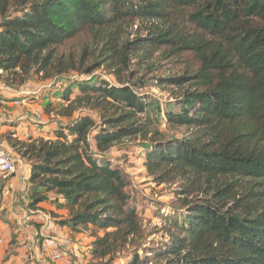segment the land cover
Returning <instances> with one entry per match:
<instances>
[{
  "label": "trees",
  "instance_id": "16d2710c",
  "mask_svg": "<svg viewBox=\"0 0 264 264\" xmlns=\"http://www.w3.org/2000/svg\"><path fill=\"white\" fill-rule=\"evenodd\" d=\"M87 29L102 59L83 76L108 61L133 73L144 59L185 51L200 66L152 84L71 81L57 110L69 120L52 136L8 137L30 166L28 207L41 209L53 194L69 213H53L57 224L73 236L89 233L91 255L103 264H264V0H0V82L65 80L86 56L61 47ZM147 86L181 92L162 106L141 92ZM163 124L189 131L166 137ZM125 140L146 149L156 182L179 185V204L161 218L164 242L148 241L156 232L107 156Z\"/></svg>",
  "mask_w": 264,
  "mask_h": 264
},
{
  "label": "rangeland",
  "instance_id": "374dc122",
  "mask_svg": "<svg viewBox=\"0 0 264 264\" xmlns=\"http://www.w3.org/2000/svg\"><path fill=\"white\" fill-rule=\"evenodd\" d=\"M189 32H194V27H186ZM127 27L122 29L123 38L127 37ZM197 32V31H196ZM122 38V39H123ZM61 51L65 53L73 52L74 56L78 59L86 56V61L81 70L77 69L66 74L65 80L56 82L55 80H43L41 76H34L24 86H7L5 83L0 82V146L9 150L16 158L17 168L24 171L26 168L25 161L9 146L8 137H18L19 139L26 138L22 123H26L28 134L33 136H52L55 130L60 127L61 123H66L69 118L61 117L57 115L58 107L64 104L61 98V93L64 88L72 81L87 80L88 78L95 76L98 78L106 79L114 84H119V79L126 82H136L144 79L153 82L155 76H168V75H182V74H195L200 66L198 59L194 52L185 51L180 57L170 56L165 57L159 54L155 55L153 59H144L141 65H131L130 69L133 70H118L113 67L108 61L102 63L90 76H83L81 72H85L88 66H94L98 60L102 59L101 46H98L94 41V35L92 30L87 29L82 32L78 37H75L67 41L62 47ZM123 68L122 65L118 66ZM117 73V75H116ZM188 86V85H186ZM175 90V93L179 94L181 90L177 87H168L161 89L154 86H147L141 90L148 96L156 97L160 99L162 106H165V102L171 100V92ZM14 94V95H13ZM19 94V95H18ZM18 95V96H16ZM10 98H23L24 104L8 105L3 108L7 103V99ZM26 99V101H25ZM12 102V101H8ZM47 102H51V112H46L48 105ZM19 110V112H17ZM38 110L41 113V118H37L34 115V111ZM83 114H91L89 110L81 112ZM79 112L74 114V117L79 115ZM96 116V115H94ZM33 119V120H32ZM161 130L167 136H183L188 133V129L168 127L166 124L161 126ZM146 149H144L139 140H125L114 147L108 152L107 156L112 163L119 167L127 182V190L132 194V199L137 205L138 210L141 212L143 222L149 232L155 231L153 235H150L148 241L153 243H161L167 240V236L164 232H161L163 226L161 218L167 213L172 212L173 207L179 204V185L174 183H158L151 175H149L146 167L144 166V157ZM13 173L8 176H2L4 184L0 187V206L14 203L13 212L9 211L8 207H4L0 212V221L4 230L0 231L4 236L6 244L0 248V264H4L5 260L11 258L12 264H25L31 263L35 258H38L41 254L34 248L28 250L23 244V238L27 234H32L30 231L35 232L34 221L31 216L35 214H29L24 208L26 202L22 195L21 189L12 185ZM54 195L49 194V199L54 200ZM9 205V206H10ZM47 210L53 212L49 207ZM26 211L29 215V220L24 223V227L18 225L15 218L11 217V213H21ZM55 213L59 218L67 217L68 211L65 209L57 210ZM35 216L34 218H36ZM55 222V221H54ZM158 228V229H156ZM28 230V231H27ZM30 230V231H29ZM63 235H71L68 229L59 231ZM57 233V234H59ZM56 234V233H50ZM6 235V237H5ZM35 234H32L34 236ZM75 241V253L73 264H103L104 261L100 259H94L91 255V247L93 237L89 233H80L77 235H71ZM3 238V237H2ZM149 246V243L146 244ZM31 245H29L30 247ZM23 251V253L21 252ZM19 252L22 254L20 255ZM18 255L16 259L13 255ZM5 258V259H4ZM15 258V259H14ZM42 260L45 261V257L42 254ZM127 257L118 259L114 264H127Z\"/></svg>",
  "mask_w": 264,
  "mask_h": 264
},
{
  "label": "built area",
  "instance_id": "2783aa9c",
  "mask_svg": "<svg viewBox=\"0 0 264 264\" xmlns=\"http://www.w3.org/2000/svg\"><path fill=\"white\" fill-rule=\"evenodd\" d=\"M1 103L5 101L0 100ZM37 118H41L38 110L34 111ZM16 158L4 147L0 146V174L8 176L17 170ZM2 239L0 238V244ZM23 244L28 250L35 249L41 255L35 258L31 264H73L75 251V241L71 235L45 234L39 233L32 236L27 234L23 238ZM29 245H31L29 247ZM42 254L45 261L42 260Z\"/></svg>",
  "mask_w": 264,
  "mask_h": 264
},
{
  "label": "crops",
  "instance_id": "0c3cea01",
  "mask_svg": "<svg viewBox=\"0 0 264 264\" xmlns=\"http://www.w3.org/2000/svg\"><path fill=\"white\" fill-rule=\"evenodd\" d=\"M18 95H16V96H18ZM8 101H12V102L10 103ZM25 101H26V99H25ZM24 103L25 102H24L23 98H15V99H13V98L9 99L8 98L7 103L4 106H2L1 108L8 106V105H14V106L17 105V107H18L19 105H22ZM18 108H20V107H18ZM17 112H19V110ZM26 125H27L26 123H22V127L24 128L25 133H27V135H32L31 133L28 134L29 130H27L28 128ZM24 161L26 164V168L24 169V171L19 170L17 168L16 172L13 173V178H12L11 182H12L13 186H17L18 189H21V191L23 192L22 195L24 196V199H26L29 202L28 185H29V176H30V166L26 160H24ZM14 203L15 202H13L11 205L7 204L6 206L1 205L0 206V212H1V210L4 209V207H8L9 211L13 212ZM26 204L27 205L24 208L29 212V214H35V216H37L36 218H34L35 216L34 217L31 216L36 227H34L35 232L29 230L30 233L39 234L42 232L45 234H48V233H56L57 234V233H59V231L67 229L66 227H61L59 224H57L56 220H58V218H56L54 216L52 217L51 212L49 210H47L49 207L51 208V211L53 213H57L56 212L57 210H61V209H58L56 207V205H54V203H52L51 200L43 202L41 204V209H39V210H32L28 207L27 202H26ZM11 217H13L17 220L19 226L22 225L21 228L24 227V223L27 222V220H29V215L26 211H23L21 213H11ZM2 230H4V228H3L2 223L0 221V231H2ZM5 237H6V235H5ZM0 238L2 239V243L0 244V248H1L3 245L6 244V240L4 239V236L1 235V232H0ZM21 252L23 253V251H21ZM21 252H19L20 255L22 254ZM19 254H16L13 256H15V258L17 259ZM12 261L13 260L11 258H9L8 260H5L4 264H12Z\"/></svg>",
  "mask_w": 264,
  "mask_h": 264
}]
</instances>
